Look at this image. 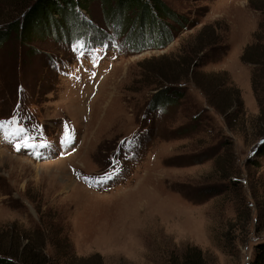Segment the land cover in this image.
I'll use <instances>...</instances> for the list:
<instances>
[{
  "label": "rangeland",
  "instance_id": "1",
  "mask_svg": "<svg viewBox=\"0 0 264 264\" xmlns=\"http://www.w3.org/2000/svg\"><path fill=\"white\" fill-rule=\"evenodd\" d=\"M25 1L0 0V26ZM157 1L169 34L91 0L83 27L0 45V121L24 129L0 136L15 264H45L27 236L49 264H247L264 240V0Z\"/></svg>",
  "mask_w": 264,
  "mask_h": 264
},
{
  "label": "trees",
  "instance_id": "2",
  "mask_svg": "<svg viewBox=\"0 0 264 264\" xmlns=\"http://www.w3.org/2000/svg\"><path fill=\"white\" fill-rule=\"evenodd\" d=\"M91 0H26L18 10L13 13L12 16L7 19H4V25L0 26V45L5 43L8 39L11 32H14L18 37L19 41H25V38H38V37H50L51 33L56 30L54 29V24L58 19H64L68 24L70 22L74 26H82L84 22L83 11L87 8ZM17 2V1H14ZM102 6L105 7L107 13L111 15H116L123 20L125 26L130 23V27H134L138 19L140 22V27L142 25H147L148 22H153L156 19V24L159 25L164 31H167V21L163 18H171L175 20L174 13L170 12L163 6L162 3H159L157 0H100ZM111 2H114L113 7H111ZM114 9V10H113ZM78 11V15L75 12ZM130 11L135 14V17L132 16L131 19L126 17V13ZM116 12V13H115ZM155 13V15H153ZM82 20H81V19ZM177 23H179L177 21ZM3 22L1 21L2 25ZM82 27L78 28L79 30ZM76 29V28H75ZM65 34V35H64ZM169 34V33H168ZM56 35H58L56 33ZM62 35L68 36L69 34L63 33ZM174 91L171 88L164 87L160 89V99L156 102L154 99L150 100L154 106L162 104L166 105L170 103L171 99L179 98V92ZM208 96V94H207ZM171 100V101H170ZM153 104H151L153 106ZM157 107V106H156ZM219 109V108H218ZM264 153V138L256 146L255 153ZM27 242L22 247L23 252H27V255L32 253L35 256L42 255L46 262L49 264V261L52 259H46L45 253L42 249L35 250V244L33 243L30 237H25ZM1 250V249H0ZM40 254H39V253ZM5 253L0 251V264H15L14 259L7 256H4ZM55 261V260H54ZM31 262V261H30ZM38 260L35 261V263ZM34 262L28 263L33 264ZM52 263V262H50ZM247 264H264V240L255 244L254 257Z\"/></svg>",
  "mask_w": 264,
  "mask_h": 264
},
{
  "label": "snow or ice",
  "instance_id": "3",
  "mask_svg": "<svg viewBox=\"0 0 264 264\" xmlns=\"http://www.w3.org/2000/svg\"><path fill=\"white\" fill-rule=\"evenodd\" d=\"M17 121L15 119H10L7 121H0V136H2V138L6 139V140H10L12 137H19L22 136L24 133V129L22 127H16L13 130H10V126L12 125H16ZM72 142V134L68 131L67 126H65V133H64V138L61 141V144L65 147H67L68 145H70ZM121 143H124L123 141ZM24 147H34V145L28 143L27 140L24 141L23 144ZM41 147H43L44 145H40ZM17 150H19L20 145L16 146ZM114 173H106L103 177H101L100 179L93 181V183L96 184H103L106 183L108 180L113 178ZM88 178H85V180L87 181ZM91 186V184H90Z\"/></svg>",
  "mask_w": 264,
  "mask_h": 264
}]
</instances>
